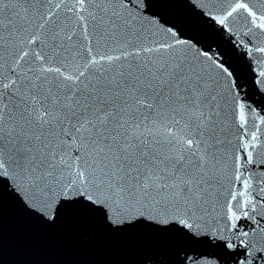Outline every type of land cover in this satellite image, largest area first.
Here are the masks:
<instances>
[{
  "label": "snow or ice",
  "instance_id": "obj_1",
  "mask_svg": "<svg viewBox=\"0 0 264 264\" xmlns=\"http://www.w3.org/2000/svg\"><path fill=\"white\" fill-rule=\"evenodd\" d=\"M255 92L264 0H0V218L8 192L148 229L142 264H264Z\"/></svg>",
  "mask_w": 264,
  "mask_h": 264
},
{
  "label": "water",
  "instance_id": "obj_2",
  "mask_svg": "<svg viewBox=\"0 0 264 264\" xmlns=\"http://www.w3.org/2000/svg\"><path fill=\"white\" fill-rule=\"evenodd\" d=\"M253 101L264 106V94L255 92ZM147 254L167 256L148 229L114 234L82 217L49 226L30 216L10 193L4 194L0 264H142Z\"/></svg>",
  "mask_w": 264,
  "mask_h": 264
}]
</instances>
